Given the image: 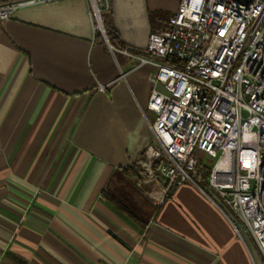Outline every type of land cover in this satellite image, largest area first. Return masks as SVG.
Wrapping results in <instances>:
<instances>
[{
    "label": "crops",
    "instance_id": "obj_1",
    "mask_svg": "<svg viewBox=\"0 0 264 264\" xmlns=\"http://www.w3.org/2000/svg\"><path fill=\"white\" fill-rule=\"evenodd\" d=\"M179 3L43 0L0 21V264H264L207 184L165 196L134 167L154 141L148 35Z\"/></svg>",
    "mask_w": 264,
    "mask_h": 264
},
{
    "label": "built area",
    "instance_id": "obj_2",
    "mask_svg": "<svg viewBox=\"0 0 264 264\" xmlns=\"http://www.w3.org/2000/svg\"><path fill=\"white\" fill-rule=\"evenodd\" d=\"M41 1L0 3V21ZM145 52L154 141L135 169L165 196L206 182L264 257V0H180ZM200 153L213 159L207 174Z\"/></svg>",
    "mask_w": 264,
    "mask_h": 264
},
{
    "label": "trees",
    "instance_id": "obj_3",
    "mask_svg": "<svg viewBox=\"0 0 264 264\" xmlns=\"http://www.w3.org/2000/svg\"><path fill=\"white\" fill-rule=\"evenodd\" d=\"M12 1H14V0H12ZM101 16H102V22H103L104 30H105L106 36H107L110 44L116 49H126V45L122 41L118 31L112 25L106 11H102ZM162 16L163 15L161 13H155L152 15V18H159L160 19ZM97 37H98V39L103 40L102 34L99 30L97 32ZM213 163H214L213 159L210 160L209 162L208 161L203 162V166L205 168L206 174L209 172V170H211Z\"/></svg>",
    "mask_w": 264,
    "mask_h": 264
},
{
    "label": "rangeland",
    "instance_id": "obj_4",
    "mask_svg": "<svg viewBox=\"0 0 264 264\" xmlns=\"http://www.w3.org/2000/svg\"><path fill=\"white\" fill-rule=\"evenodd\" d=\"M99 1H97V4L96 5H99ZM102 8V7H101ZM100 10V9H99ZM99 10H97V12H98V15H99V13H100V11ZM199 158H200V160L201 161H204V162H209L210 160H212V158L211 157H209L207 154H205V153H200L199 154ZM207 183L206 182H204V183H202V185L204 186V185H206Z\"/></svg>",
    "mask_w": 264,
    "mask_h": 264
},
{
    "label": "water",
    "instance_id": "obj_5",
    "mask_svg": "<svg viewBox=\"0 0 264 264\" xmlns=\"http://www.w3.org/2000/svg\"><path fill=\"white\" fill-rule=\"evenodd\" d=\"M99 18H100V13H99ZM100 25H101V29H102V32L104 34V37L106 38V40H108L107 36H106V33H105V30L103 28V25H102V21H101V18H100Z\"/></svg>",
    "mask_w": 264,
    "mask_h": 264
}]
</instances>
